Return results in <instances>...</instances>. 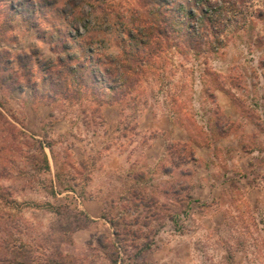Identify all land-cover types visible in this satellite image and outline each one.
<instances>
[{"label": "rangeland", "instance_id": "rangeland-1", "mask_svg": "<svg viewBox=\"0 0 264 264\" xmlns=\"http://www.w3.org/2000/svg\"><path fill=\"white\" fill-rule=\"evenodd\" d=\"M152 4L0 0V76L5 79L0 88V195L34 204L10 208L0 200V214L17 219L22 230L28 224L34 244L46 237L68 264H143L141 256L129 258L136 250L132 246L144 241L158 223L172 226L165 218L143 227L144 216L155 209L140 207L136 239L130 241L133 237L124 234L118 242L127 249L120 254L109 230L97 227V198L111 218L134 220L128 202L115 197L111 203L109 197L120 187L116 182L124 180V163L144 160L154 132H188L194 142L212 145L209 153L220 164L240 160L244 170L231 167L236 176H229L230 192L238 189L239 177L247 183L257 176L264 181V0H207L204 9L212 17L204 24L210 25L211 35L217 31L216 42L196 47V42L181 41L180 50L154 49L143 73L132 75L140 84L135 82L127 95L123 89H107L97 60L121 55L129 43L123 26L137 24L139 12L144 14ZM198 26L204 27L201 22ZM168 39L174 44L171 36ZM155 42L156 37L151 38L147 49L155 48ZM81 48L87 66L74 73L84 85L79 92L74 77L61 67L55 71L68 77L70 86L62 90L44 82L58 78L46 71L48 57L58 54L69 61V56L77 64L84 60ZM80 76H86L89 85ZM97 76L102 78L99 85ZM60 92L64 95H56ZM221 132L227 136L219 139ZM193 148L168 141L159 167L188 158ZM40 149L47 155V170ZM249 149L259 152L254 155ZM134 174L141 175L138 170ZM158 177L155 174V183ZM222 197L229 203V220L211 214V220L191 234V252L181 244L172 264H264V190L256 207L250 202L252 194L244 206L232 194ZM25 233L28 237L22 235V240H30L32 235Z\"/></svg>", "mask_w": 264, "mask_h": 264}, {"label": "trees", "instance_id": "trees-1", "mask_svg": "<svg viewBox=\"0 0 264 264\" xmlns=\"http://www.w3.org/2000/svg\"><path fill=\"white\" fill-rule=\"evenodd\" d=\"M206 1L207 0H150V3L153 4L149 8H145V12H143L144 14L138 11L142 16H140V18L138 19L139 22L137 24L132 25L127 23L123 26L122 34L128 36L127 39L129 43L124 45L121 50V55L117 58H108L107 61L97 60V69L100 70V73L103 76V83L106 84V88L112 90L123 89L121 93L124 92V95H127V91L133 88L134 83L136 82L137 86V84H140L141 81L139 78L132 79V75L143 73L145 65L147 62H149V57L153 53L154 49H156L157 53H162L166 49L175 47L180 50L181 41L183 43L196 42V47L201 45L202 43L205 44L207 42L212 44L216 42L215 34L217 31L213 32V34L211 35L208 32V28L210 27V25L208 27H205L204 24V21L206 19H208L209 22V19L212 17V15H209L208 11L204 9ZM220 21L222 20H217V22ZM200 22L201 25H204V27L198 26ZM167 23H170L171 25L173 24L174 27L171 29L168 28L166 26ZM192 24H195V26H193ZM207 35H209V39H207ZM168 36H171L175 40L174 44L170 43ZM154 37H156V47L147 49L148 41H150V39ZM84 43L86 42H84L83 40L79 42L80 46H83ZM196 50L198 51L199 48H196ZM81 51L84 52L82 53L84 60L81 62L79 61L77 64L73 61V58L69 56H67V60L69 61H66L64 57L58 54L54 58L48 57L49 60L46 64V71H54L58 78L55 79L52 76L50 78H46L44 82H48L50 86H59V88L62 90L63 87L68 86L70 83L68 77H63L62 75H60L58 73L60 70L58 72L55 71V69L61 67L64 73H70L72 77H74L72 81L77 84L76 90L79 92V90L84 85L80 82L79 77L77 75H74V73L78 69H82L87 66V55H85V50H83L82 48ZM116 62H119L120 65H115ZM89 65H91L92 68L91 73L94 74V65L92 64V62H89ZM0 77L3 79L0 82V88L2 89L4 87L3 84L5 82V79L2 75ZM80 77L81 79H84L85 84L88 83L87 85H89V81L87 80L86 76L84 78L83 76ZM101 81L102 78L97 76L98 85L101 84ZM50 94L51 93H49V95ZM56 95L62 96L64 94L63 92H60V94ZM134 97L135 96H133V98ZM1 108L2 105L0 103V116H2ZM5 122H7V120ZM40 151L42 154L43 168L47 170L49 168L47 155L45 154V152H43V150L40 149ZM189 160H195L193 151L188 158H183L181 160H178L177 162L172 161V165L168 166L172 169L174 167L182 165L183 163H186V161ZM169 182L170 181L168 180L165 185V193L167 197L163 201L159 200L152 194L145 195L139 190H131L128 195L120 197L122 201L128 202L131 205L130 210H133L135 217L133 221L130 220L128 222H123L120 220V218H111L108 214L109 212L106 210L102 213L103 218L108 221L113 229L114 241L117 245L116 250L119 254L121 253V249L123 252L125 251V249H127V246H124L125 248H123V245H120L118 242L120 239L125 237L124 234L133 237L130 239V241H134L136 239L134 226L139 222L138 217L141 216L139 213L140 207L147 208L148 211L152 207H154L155 209L144 216L145 220L142 223L143 227H148L152 222H156V220L160 221V219L162 220L165 218L170 221L177 222V215L179 214L178 212H186L187 207L185 206L186 202H184V200L182 201L180 199L182 202H180V200H178V202L174 201L178 197L179 192L176 185L174 183L170 184ZM167 199L169 200V203L167 202ZM0 200L4 206L10 208L19 207L22 205L34 206V204H30L27 201L18 202L14 198L7 197H5L4 199L1 195ZM171 205L175 208L173 209ZM42 206L45 205H40V207ZM47 208L51 209L52 207L47 206L46 209ZM17 223V219L0 214V264H68L64 262L66 260L61 257L56 246H51V242H48L46 237L43 236L40 239V242L42 244L39 242V244H34L35 238L34 235L31 234L28 224L26 225L27 229L22 230L18 228V226L16 225ZM164 225V222L158 223L157 228L147 232L148 236L144 237V241L141 240L139 242H136V244L132 246L136 250L129 256V258L139 257L143 251L148 250L153 244L152 240L154 235L157 233L160 227H163ZM15 231L17 232L16 236H14ZM24 231H27V233L29 232L32 235L31 237L29 236L30 240H22V235L28 237V235ZM40 247H42L43 249L42 252H38V248Z\"/></svg>", "mask_w": 264, "mask_h": 264}, {"label": "crops", "instance_id": "crops-1", "mask_svg": "<svg viewBox=\"0 0 264 264\" xmlns=\"http://www.w3.org/2000/svg\"><path fill=\"white\" fill-rule=\"evenodd\" d=\"M226 134V132H221L219 139ZM168 141H180L185 144H191L194 147L193 150H195V160L186 161V163L172 169L169 168V166L159 167L160 162L165 156V149ZM211 146L194 142L188 132H154V135L149 139L148 146L145 148V155H142L144 160L135 161L132 159L124 163V180L123 182H116L120 184V187L118 186L114 190V194L109 197L111 203L116 200L115 197L120 198L121 196L128 195L130 189L139 190L145 195L152 194L163 201L167 197L165 185L169 180L170 184L174 183L176 185L179 192L178 197L174 201L178 202L180 199L182 201L184 200V202H186L185 206L187 207L185 213H182V211L178 212L177 222H171L167 219L168 222L172 223L171 225L173 227L169 226V229L166 225L160 227L153 237L152 241L154 243L152 246L148 250L143 251L140 255L143 259L141 261L143 264H172V254L175 253L183 243H186V245L182 246H185V248L191 252L193 249L190 242L191 234L199 232L198 228L200 223L203 225L204 220L207 222L210 221L211 214L212 217L220 215L222 217L221 219L227 218L228 212L226 209L229 208V203L225 201L226 197H224V199L222 197L225 192L229 195L232 194V197L238 202H241L240 204L242 206H244L243 203L247 205V201L249 202L251 194L253 195V199L250 200V202L254 207L259 206L261 203L264 190L263 178L257 176L252 183H247L246 178L239 177L237 178L238 189L230 192L229 190L232 187V182L229 176L233 173L231 167L239 171L240 168H244L243 164L240 160L236 164L232 163L230 160L220 164L214 153H209L213 148H211ZM206 150L208 152H206ZM249 151V153H254V155L259 152L257 149H249ZM243 152L248 153V150ZM208 157L214 161H209ZM223 165H226V168H224ZM117 167L118 166L115 165V169ZM135 170L140 171L141 175H135ZM155 174L159 176V181L156 183L154 182ZM232 175L236 176V173L234 172ZM153 182L154 184H152ZM132 185L133 187H131ZM181 200L180 202H182ZM222 202L223 204H221ZM219 206L222 207L221 213L220 209H217ZM82 209L88 216L95 219L89 213L88 209ZM104 211L103 202L101 199L97 198V227L109 230L107 231L109 232L108 235H111V238L114 239L111 225L103 218L102 213ZM225 212H227V214ZM227 219L229 220V218ZM166 234H169L170 237H167Z\"/></svg>", "mask_w": 264, "mask_h": 264}]
</instances>
